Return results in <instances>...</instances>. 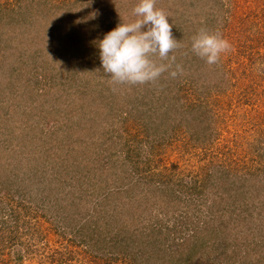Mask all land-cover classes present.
<instances>
[{"label": "rangeland", "instance_id": "374dc122", "mask_svg": "<svg viewBox=\"0 0 264 264\" xmlns=\"http://www.w3.org/2000/svg\"><path fill=\"white\" fill-rule=\"evenodd\" d=\"M15 1L1 0L20 6L26 15L29 9L39 15L18 41L24 46L19 61L13 56L11 63L3 56L0 62V264H264V202H259L264 195L233 203L230 196L236 191L238 196L237 185L243 181L233 180L234 175L229 181L234 184L217 194L220 199H213L212 183L203 194L192 196L194 190L186 184L194 178L201 184L200 169L213 171L215 164L238 175L246 165L252 169L262 164L254 150L264 146V125H259L264 91L251 89L256 77L251 68L253 61L264 63V0H157L182 45L174 55L183 74L176 77L181 89L175 98L171 95L174 110L168 112L173 103H163L156 91L152 100L161 99V104L150 117L152 83L113 84L91 48L107 24L115 29L134 19L132 9L139 0ZM55 5L58 9L52 8ZM5 14L0 10V23ZM51 27L57 29L53 52L47 50L51 42L43 41ZM202 29L232 45L217 64L208 65L191 50L193 36ZM32 36L36 41L27 44ZM10 46L14 48V42ZM250 74L254 78L248 85L234 80ZM50 75L57 76L59 84L44 99L40 92ZM224 75L238 84L233 92L224 91L226 84L218 85ZM167 78L165 73L158 83ZM37 82L40 91L35 95ZM86 85L94 95L76 93ZM91 95L103 96L104 103L88 107ZM73 100L82 108L68 112ZM182 103L202 112L198 120L183 111ZM50 106L62 121L69 116L81 125L68 130L70 143L55 135L61 149L53 146L45 159L34 154L38 150L30 139L50 133V126L44 125L50 121L39 120ZM120 110L107 126V139L104 122L112 120L104 115ZM23 112L34 116L20 120ZM106 160L116 172L111 169L112 191L123 176L131 184L148 173L155 182H139L129 193L132 198L125 192L100 206L107 179L100 165H107ZM135 160L138 164H132ZM154 174L165 183H158ZM177 194L180 203L174 202Z\"/></svg>", "mask_w": 264, "mask_h": 264}, {"label": "trees", "instance_id": "16d2710c", "mask_svg": "<svg viewBox=\"0 0 264 264\" xmlns=\"http://www.w3.org/2000/svg\"><path fill=\"white\" fill-rule=\"evenodd\" d=\"M16 2H17V0L15 1V3ZM80 3H82V0H80ZM83 4H84V2H83ZM19 7L20 6L17 5V8H15V7L11 6V4H7V2H1V0H0V10H2L3 12L7 13L4 16L5 20H3V23L2 22L0 23V29L3 28L2 32L0 33V62L4 61L3 60V56L4 57L5 56L8 57V59L10 60L9 62H11V63H12L13 59H14L15 62L19 61L18 57L20 56V54L22 52L21 49H23L24 46L23 45L21 46L20 43L18 44V41H21V37L23 36L22 33L25 34L28 31V29L32 26V23L36 22L35 19L39 15V14L36 13V11H33L31 9L28 10V15H26L25 12L20 10ZM52 8L58 9V5H55V7H52ZM111 26H112L111 22L109 24H107L106 25L107 31L104 30L103 31V35L101 37H98L95 40V43L91 44V48H95V53L98 54V55H99V48L97 47L96 42L98 40L103 39V37H104V35L106 33H108L109 31L114 29L113 26L112 27ZM53 31H54V33H57V29L54 30L52 27H51V29L49 28L48 29V34L46 35L47 39L43 40V41H48L47 45L51 42L50 45L47 48V50L50 51V52L54 51L53 47H52V42H54L52 40V36L54 37ZM31 38L33 40L28 38V40H27L28 43L27 44H29V42L32 43V42L36 41V37L35 36H32ZM13 42H14L15 47L11 48L10 43L12 44ZM10 49L14 50L13 54L12 53L10 54ZM85 55H87V53H85ZM13 56H14V58H13ZM175 64H179V62H175ZM251 72H252L253 75L256 76L254 82H252V84H251V89L260 90L261 92H263L264 91V74H262V73L264 72V63L263 64L261 63V66H260V65H257L255 61H253ZM253 75L250 74V76H246V75L239 76L238 78H236L234 80L240 81V83L243 86L244 85H248V82H250L252 80L251 78H254ZM224 76L225 77L219 78V80H218L219 84L218 85L226 84V89L224 91H226L227 89H230L228 91L233 92L232 88L233 87H237L238 84H235L233 82L232 77L229 78L228 75H224ZM190 79L194 80V78H190ZM50 80H51V82H54V85L50 83ZM174 80H176L175 83H174ZM57 81H58L57 76L50 75L49 78H48V81H46L45 83L43 82L44 84H42L43 85L42 86L43 87V91L40 92V96H42L44 99H46L45 98L46 93L52 87H56L59 84ZM94 81H97V80H93V82ZM68 82H69V79L68 80L66 79V83H68ZM40 84H41V82H37L36 85H35L36 87L34 86L35 95H37L38 91H40L39 88H37V87H39L38 85H40ZM145 85L147 86L149 84H145ZM200 87H201V85H200ZM89 88L90 87H88V85H86V87H84V90H77L76 93L86 94L85 96H87L89 93L94 95V92L90 91ZM246 88H249V86H247ZM180 89H181V86L178 84L177 78H172L169 75H168V78H167L166 81L161 80L160 83H158V81L156 83H152L151 86H149V91L151 92V90H152L153 93H151L152 95L150 96L151 99L149 100L150 105L147 107V115L150 117L152 115V113L156 110V105L157 104H161V103H159V101L161 99H158L159 101L157 100V98L152 100L154 94H156V91L160 92V94L163 95V98H162L163 103H165V101H167V99H169V101L173 103V104L169 105V106H171V108H168V112H169L171 110H174L173 106H177L176 104H174V100H175L174 98H175V95L179 92L178 90H180ZM219 89H221V88H219ZM27 90H30V89H27ZM100 92H102V91H100ZM219 92H222V91H217V93H219ZM98 94H100V93H98ZM172 94H174V98H173V96H171ZM14 95L17 96L16 93L15 94L11 93L10 97L11 96L13 97ZM93 95L89 96V98L90 97L91 98L89 99V102L86 105L88 107H93L94 109L96 107V109H97V105H99L100 102L104 103V99H100L103 96L98 97L97 95L96 96H93ZM49 102H51V100L48 101L47 103H49ZM91 102H93V103L91 104ZM193 102H194V100H193ZM178 103L179 102L177 101V104ZM69 104L70 105H67V108H66L68 110V112H70V111H74L75 112V108H82V106L80 107L77 104H75V100H73L72 104L71 103H69ZM52 105H55V104H52ZM198 105L201 106V102L200 101H199ZM41 106H43V105H41ZM181 107H182L184 112H189V113L192 112V113H194L195 116L194 117L192 116L193 120H196L197 119L196 117H199L200 115H202V112L200 111V113H198L197 110H196L197 107L195 109H193L194 107L190 103H188V104H186V103L183 104L182 103ZM83 108H84V105H83ZM55 109H56L55 106H52V107L50 106V108L48 110H46L45 116L41 115L40 118H39L40 121L41 120L43 121L45 119L50 121L49 123L44 124L45 127H46V125L50 126L48 128V130H47V132H50L49 133L50 135L47 134L48 136L45 135L44 137L42 135H39V139H37V140H31L30 139V141H32L34 143L35 148H37V150H38L34 154H38V155H40L41 158H45V159H48L50 157L49 154H48V151L53 146L57 145V148L61 149V148L58 147V145H60V143L58 144V141L55 140L56 139L55 135L58 138L63 135L64 138H65L64 142L65 143L66 142L70 143L69 139H68V130H72V127H74V126L75 127L78 126V128H80V125H81L80 122L74 124L69 116L66 117V118L63 117L65 119V121H62L61 120L62 116H60L59 113ZM121 111L122 110H120V112L114 113V114H112L113 113L112 111H109L110 114L106 113L104 115L105 116L104 117L105 120H109V119L112 120L109 123H105L104 122L105 133L103 132V136L106 137L107 139H109V131H110V129L107 126L109 124L110 125L114 124V122L116 121V118L121 113ZM90 113H91V111H90ZM173 113L174 114H179V113H175V112H173ZM33 116H34V112L33 113L23 112L22 113V117H21L20 120H23L25 118L26 119H29V118L31 119V117H33ZM170 119H172V118H170ZM170 119H169V121H170ZM177 121H179V120H177ZM261 124L264 125V118H263V120H261L259 122V125H261ZM59 132H61L60 135L58 134ZM262 133L264 135L263 131H262ZM22 141L23 140H21V142ZM254 151H255L256 157L258 158V161H260L262 163L261 166H259L257 168L252 167V169H251V168H248L249 166L246 165L245 171L240 173L239 175L234 170L229 169V168H225L224 166H220L219 164H215L214 165L213 171H210L208 169H200V173L199 174L203 177V182L201 184H198V178H196V179L194 178V180L192 182L186 183V184H189V186L192 187L193 190H194V192H190V196H192V194L194 195L195 193L198 194V195L203 194L204 190L208 188V185L210 183H212L210 191H211L212 194H214L216 196V198H213V199H220V198H218L217 194L219 193V195H220L221 191H225V189L229 188L230 184H234L232 182H229L230 181V175H234L235 178L233 180L242 179L243 181L239 182V185H237V186H239V189H240L238 196L236 195L238 193V191L235 192L234 196H230V198L232 199L233 203L236 204L238 200H244V199L246 200V197L250 198L251 201L253 202L256 199L257 193L259 194V197H262L260 195H262V194L264 195V146L257 145L255 147ZM103 157H105V156L102 155V158ZM103 159L105 160L106 158H103ZM137 159H138V157L136 156V160ZM136 160L134 162H132V164H138L136 162ZM106 161H107V165L104 164L103 161H102V163L100 165V167L103 169L102 172H104L106 174V178H107L103 182V185H104L103 189H101V194L100 195H101V200L102 201L99 202L100 206H104V205L106 206V204H108V202L112 199L113 196L117 197L118 195L121 194L120 196L122 197V195L125 192H127L128 195H129V196L126 197L127 199L132 198V195L129 194V193H131L133 191V188L134 189L137 188L139 182L140 183L141 182L142 183H152V184H154V182H155L154 177L151 176V174H148V173H146L145 176H140L142 178L139 179V181H137L138 179H136L131 184H130V181L128 180V177L127 176H123L122 178L119 179L120 182H115L116 185L114 187V190L112 191L110 189V188H112V183H113V181L111 182V180H110V174H111V169H112L111 166L112 165L108 162V160H106ZM112 170L115 172V169H112ZM154 176L158 179V183H161V184L165 183V182H163V180L158 178V174H154ZM126 179L128 180L127 182H125ZM182 182L183 181L180 180V183L183 185ZM118 183H120V184H118ZM127 183H128V186H125V184H127ZM186 187H188V186H186ZM232 188L235 190L236 186L232 185ZM136 194H137V192H136ZM174 197H175L174 198V200H175L174 202L175 203H180L181 202V198H180L181 195L177 194ZM2 200L3 199L0 198V201H2ZM259 202L263 203L264 199L260 200ZM125 203L127 205H130L129 202H125ZM214 203H216V202L214 201ZM119 204H121V203L119 202ZM212 206H213V204H212ZM254 206L255 207L257 206L255 202H254ZM96 207H98V202H96V204H94L93 213H95L94 210H95ZM240 208H241V210L244 209V207L242 205H240ZM96 212H98V209L96 210ZM103 217H106V216L103 215Z\"/></svg>", "mask_w": 264, "mask_h": 264}, {"label": "clouds", "instance_id": "9594fccd", "mask_svg": "<svg viewBox=\"0 0 264 264\" xmlns=\"http://www.w3.org/2000/svg\"><path fill=\"white\" fill-rule=\"evenodd\" d=\"M156 5L157 0H139L132 9L134 19L122 21L96 42L103 71L113 84L145 85L165 73L172 78L183 74L181 65L173 68L174 52L182 45L173 37L169 16ZM231 49L227 39L204 29L192 38V52L208 65L217 64Z\"/></svg>", "mask_w": 264, "mask_h": 264}]
</instances>
